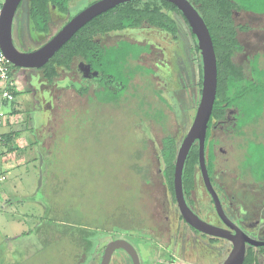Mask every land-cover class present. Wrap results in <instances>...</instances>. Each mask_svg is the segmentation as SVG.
I'll return each instance as SVG.
<instances>
[{
  "label": "rangeland",
  "instance_id": "obj_1",
  "mask_svg": "<svg viewBox=\"0 0 264 264\" xmlns=\"http://www.w3.org/2000/svg\"><path fill=\"white\" fill-rule=\"evenodd\" d=\"M250 16L234 15L235 23L248 29L238 33L243 52L233 58L246 77H250L249 62L254 56L259 57V66L264 69V16ZM181 25L182 41L191 48L188 28ZM161 55L154 46L140 64L155 69L153 65ZM183 60V65L180 60L177 63L182 73L178 84L194 80L196 85L195 65L189 69V57ZM13 83L15 99L2 104L0 96V110L6 115L0 134L26 129L15 144L22 147L27 142L29 146L13 155L11 163L5 161L11 152L0 145V178H6L0 181V264H92L97 242L110 239L115 232L139 230V220L165 243L168 224L158 149L165 129L179 136L189 129L193 121L192 115L190 120L188 117L193 106L189 92L183 99L179 93L160 90L152 76L145 78L149 101L145 111L150 115L162 111L165 121L161 125L147 114H134L139 110L135 99H131L129 109H117L91 103V92L80 98L71 90L52 88V100L44 105L48 110L42 109L50 119L42 124L30 121L40 101L31 99L22 73H15ZM133 83L138 88L143 86L138 76ZM153 91L161 92L166 104ZM133 92L130 88L129 95ZM184 101L187 109L180 106ZM29 104L36 106L35 112L29 113ZM50 104L54 106L50 108ZM230 114L227 118L232 117ZM225 129L217 127L212 132L218 141L214 188L221 202H231L230 209H242L246 218L261 219L264 183H253L243 162L247 139L264 143V114L256 125L244 128V137H234ZM140 153L138 165L147 169L148 181L131 168ZM21 157L24 163L15 164ZM191 199L196 210L214 212L201 182ZM156 228L158 232L153 231Z\"/></svg>",
  "mask_w": 264,
  "mask_h": 264
},
{
  "label": "flooded vegetation",
  "instance_id": "obj_2",
  "mask_svg": "<svg viewBox=\"0 0 264 264\" xmlns=\"http://www.w3.org/2000/svg\"><path fill=\"white\" fill-rule=\"evenodd\" d=\"M55 1H22L21 5L17 9L12 23V40L17 50L20 52H32L39 49L52 37H54L73 17L99 0H68V8L66 12H64V7L62 6L63 0ZM36 12L41 14V16L46 19V23L41 27L35 16ZM145 23L146 22L138 28L112 30V27L120 25H115L112 18L108 15L100 16L94 21V23L91 24L90 27H88V31L85 32V34H94V45L92 46V49L95 50V53L93 54L94 59L90 62L85 56H75L68 67L58 69L57 76L51 81L46 78L45 70L43 68L38 70L19 69V73H22L23 81L28 85L31 99L33 101H40L38 109L36 106L32 107V104H29L30 106L27 105L26 109L28 108L29 113H32V111L35 112V108L37 109V111L31 115L30 120H38L41 121L42 124H45L50 119L49 115L43 114L42 109H45L44 105L48 104L52 100V88L71 90L80 98L85 95L87 96L88 92H91V103L94 102L98 105H108L114 108L116 107L117 109H129L132 102L131 99H135L137 101L136 103H138L139 109L142 110L141 114L145 116V106H149V101L146 100L147 86L145 85V78H149L150 76L157 80V85L160 90H162L161 88H164V90L168 91L171 95L179 93L181 98L184 99L185 95L189 92L188 96L190 97V101L187 99V102L189 101L190 105L193 106L188 114V117L189 120L191 115L194 118L201 91V87H199V69L201 67V59L200 53L198 54L195 50L191 35L190 40H192L193 46L189 48L188 43H183L182 41V27L179 28L177 34L170 35L163 33L160 30H156L149 24ZM114 40H116V42L112 43ZM122 42L130 43L139 49L148 48L149 52L146 53L143 51L137 60H133L132 62L128 61L126 66L123 67V75L121 76H119V74L114 75L113 73H104L102 70H99L103 66L100 64L101 57L97 54V51H107L117 47ZM34 46L36 49H33ZM154 46L162 53L161 60L159 62H155L153 65L155 69L145 67L144 64H140L144 56L148 55L151 48ZM104 55H106V52ZM60 56L63 55L60 53ZM184 57H189V65L186 63V66L189 69L191 66L195 65L194 72L197 76L196 85H194L196 83L194 80H188L189 82H186V84H184V82H182L183 84H178V78L182 76V73H180V68L177 67V63L178 60H180L183 65V63H185L183 60ZM135 66L140 67L141 71L129 79V70ZM236 66L241 67L237 64ZM143 69L145 71H149L148 74H146ZM137 76L143 84L141 88H138L133 83L135 77ZM62 77L63 79L61 80ZM150 84L151 83L148 84V88ZM130 88L135 90V92L131 93V95H129ZM153 92L159 99L162 98L163 101L160 99V102L166 104L165 97L161 94V92ZM136 103H134L135 107ZM52 106L54 105L50 104L49 107L51 108ZM180 106H184L183 108L187 107L185 101ZM30 109L32 110L30 111ZM228 112L231 113L232 111L229 110ZM230 115H232V117L229 116L227 118V116H225L223 120L213 119L212 132L214 129H217V127L221 128L222 126L226 128L225 130H229V125L234 120L233 112ZM231 126L234 127V125ZM186 133L180 136H174H176L179 141H182ZM194 145L198 146L197 143ZM141 157L142 154L140 153L137 158L138 161L141 160ZM141 170L142 171H139L138 174L142 173L143 177L146 176L145 174H148L147 169L142 168ZM160 173L162 176L161 164ZM199 175L201 177V173ZM139 178L142 179L141 175ZM213 178V181L215 182V175ZM164 188L165 200L163 205L165 206V220L168 224L166 242H159L156 233L154 235L150 229L145 227L146 225L143 224L144 221L139 220V230L136 228V230L128 229L122 232H115L110 239L109 236L108 239H102L100 242H97L96 245L93 246V249H95L96 252H94L95 257L92 264H100L106 245L109 242L116 240L125 241L135 250L139 258V264L223 263L231 250V244L225 240L210 237L190 228L183 221L177 208L176 200L174 202L175 198H172L165 185ZM203 189L205 191V188ZM191 196L185 198V201L201 220L215 227L225 229L223 223L217 218L215 210L214 212L206 211L205 209L204 211L196 210ZM208 198L210 199L209 195ZM221 203L225 214L233 224H235L239 229H241V231L253 240L264 242V217L261 219H252V217L246 218L242 209H239L238 212L232 208L230 209V201L222 200ZM141 230L143 233H146V235H143ZM153 231L158 232L157 228L153 229ZM248 248H252L255 254H257L258 264H260L261 258H264V247H247L246 253ZM109 264H132V262L130 256L126 252L123 250H116L114 251Z\"/></svg>",
  "mask_w": 264,
  "mask_h": 264
},
{
  "label": "trees",
  "instance_id": "obj_3",
  "mask_svg": "<svg viewBox=\"0 0 264 264\" xmlns=\"http://www.w3.org/2000/svg\"><path fill=\"white\" fill-rule=\"evenodd\" d=\"M188 1L196 9L206 24L217 58L218 82L216 99L205 139L207 171L211 183L214 185L213 176L215 173L216 161L215 146L218 141L212 136V120H223L225 116H227V112L231 110L234 114V120L230 123L229 130L232 131L234 137H244L246 135L244 128L256 125L264 114V69L259 66V57L254 56L249 62L250 77H246L242 68L236 66L233 62L234 56L243 52V47L237 39L238 33L246 32L248 30L246 26L237 25L235 23L233 13L245 11L257 15H264V0ZM62 6L64 7V12H66L68 8V0H63ZM105 15L111 17L115 25H120L112 27V30L138 28L142 26L144 22L156 30H160L161 32L170 35L178 33L179 28L182 27L181 22L189 30L188 24L183 18L181 12L173 4L166 1L134 0L122 4L93 19L75 33L71 39L61 47L60 51H58L43 67L45 70V76L49 81L57 76L58 69L68 67L75 56H85L90 62L94 59L93 54L95 53V50L92 49V46L94 45V34H85V32L88 31V27H90L97 18ZM35 16L40 27L46 23V19L43 18L41 14L36 12ZM190 35L193 39L195 50L199 54L196 40L191 33ZM143 51L146 53L149 52L148 48L139 49L127 42H122L117 47L107 51L101 52V50H98L97 54L101 57L100 64L103 66L98 69L102 70L104 73H113L114 75L119 74V76H121L123 75V67L126 66L128 61L132 62L133 60H137ZM105 52L106 55H104ZM60 53L63 56H60ZM11 71L10 76L14 80V75L19 69L11 65ZM140 71L141 68L138 66L130 69L129 79ZM148 72L149 71H145L146 74H148ZM200 73L201 67L199 69V87H201ZM8 90L15 99L16 91L14 87L9 88ZM160 99L162 100V98ZM5 103L9 102L2 100V104ZM135 108L136 107L133 109ZM141 112L142 110L139 109L137 112H134V114H141ZM14 113L16 112H13V114ZM145 114L161 125L165 121V116L160 110H157L152 115H150L148 111H145ZM191 121L190 123H192ZM231 125H234V127ZM25 130L26 129H23L22 131H11L7 134L1 135L3 139L2 144L9 149L8 152H13L15 150L12 145L20 138L21 132ZM164 133L165 134L161 139V147L158 149V159L161 164L163 184L172 198H174L173 176L175 158L180 141L168 130L165 129ZM254 134L255 133H253V135ZM254 138H256V136ZM246 142L248 144L245 149L243 169L247 171L253 183L263 184L264 143L255 142L254 140L251 141V139H247ZM137 161L131 166L136 174H138L139 171H142V167L137 164ZM199 174L198 146L193 145L189 151L182 173V189L185 198L190 197L194 191H198L199 182L203 185ZM143 178L148 181L145 176ZM210 202L213 205L211 198ZM244 264H258V256L252 248H248Z\"/></svg>",
  "mask_w": 264,
  "mask_h": 264
},
{
  "label": "water",
  "instance_id": "obj_4",
  "mask_svg": "<svg viewBox=\"0 0 264 264\" xmlns=\"http://www.w3.org/2000/svg\"><path fill=\"white\" fill-rule=\"evenodd\" d=\"M23 0H4L0 15V48L8 62L17 69H41L86 24L106 11L134 0H99L73 17L54 37L39 49L20 52L13 44L12 23ZM173 4L188 24L194 36L201 59V91L193 121L177 150L173 176L174 198L183 221L193 230L210 237L225 240L231 250L222 264H244L247 247H264V242L255 241L233 224L224 212L220 198L215 191L206 164L205 139L216 99L217 58L209 30L203 19L188 0H163ZM198 144V164L206 193L213 202L217 218L225 229L201 220L187 205L182 189V173L191 147ZM123 250L132 264H139L135 250L125 241L116 240L106 245L100 264H109L114 251Z\"/></svg>",
  "mask_w": 264,
  "mask_h": 264
},
{
  "label": "built area",
  "instance_id": "obj_5",
  "mask_svg": "<svg viewBox=\"0 0 264 264\" xmlns=\"http://www.w3.org/2000/svg\"><path fill=\"white\" fill-rule=\"evenodd\" d=\"M2 11V4H0V15ZM11 64L5 58L1 48H0V96L2 100L11 102L14 100L13 95L9 92V88L14 87L13 79L11 78ZM6 115L0 110V126L3 124ZM3 142V139L0 135V143ZM4 180V177L0 179Z\"/></svg>",
  "mask_w": 264,
  "mask_h": 264
},
{
  "label": "crops",
  "instance_id": "obj_6",
  "mask_svg": "<svg viewBox=\"0 0 264 264\" xmlns=\"http://www.w3.org/2000/svg\"><path fill=\"white\" fill-rule=\"evenodd\" d=\"M238 15V16H244V14H247V15H252V16H264V15H257V14H253V13H251V12H245V11H240V12H234L233 13V19H234V15ZM252 16H250V17H252ZM238 25V24H237ZM233 62H234V59H233ZM0 135H2V134H0ZM18 139L14 142V144L12 145L14 148H15V150L13 151V152H11V153H9V154H11V155H7L6 157H5V161H9V162H11V163H14L13 162V155H15V154H17L18 152H19V150H22L23 148L25 149L27 146H29V143H27V142H25V143H22V147H20V145H18V147L16 146V144L15 143H18ZM2 143H0V145H1ZM24 158H20V160H19V164H18V162H15V164L17 163V165H21V164H23L24 163ZM11 165V164H10ZM6 179V178H5ZM2 210H5V208L4 207H2Z\"/></svg>",
  "mask_w": 264,
  "mask_h": 264
}]
</instances>
